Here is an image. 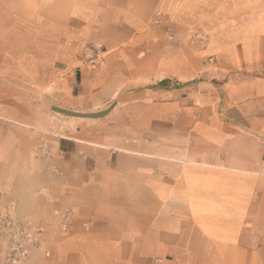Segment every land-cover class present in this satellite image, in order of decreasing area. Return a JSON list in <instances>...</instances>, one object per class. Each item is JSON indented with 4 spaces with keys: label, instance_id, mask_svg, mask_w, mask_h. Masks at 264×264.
<instances>
[{
    "label": "crops",
    "instance_id": "obj_1",
    "mask_svg": "<svg viewBox=\"0 0 264 264\" xmlns=\"http://www.w3.org/2000/svg\"><path fill=\"white\" fill-rule=\"evenodd\" d=\"M33 2L0 6L26 264H264V0Z\"/></svg>",
    "mask_w": 264,
    "mask_h": 264
},
{
    "label": "rangeland",
    "instance_id": "obj_2",
    "mask_svg": "<svg viewBox=\"0 0 264 264\" xmlns=\"http://www.w3.org/2000/svg\"><path fill=\"white\" fill-rule=\"evenodd\" d=\"M3 5L4 9H7L8 13H20V14H31L33 11L38 13L40 10L38 8L37 2L34 3L33 0H27V1H16V0H0V6ZM1 9V7H0ZM14 27H16L17 24H12ZM16 30V29H15ZM239 42V40H237ZM89 48V47H87ZM208 58V57H207ZM208 61H211V64L215 62L214 58L211 56V58H208ZM25 228V227H24ZM22 225L15 219L14 216H9L8 214H0V239L5 241L6 244V253H5V262L6 264H26V262L29 259V255L31 250L38 248V240L33 245H31L27 240L20 243V256L16 258L15 262L12 261L13 255L9 252V246L11 242H13V235H15L16 230L18 229L21 232L24 233H30V234H36L37 238L39 234H41V230L38 231H28L24 229ZM24 238L25 237H21ZM12 261V262H11Z\"/></svg>",
    "mask_w": 264,
    "mask_h": 264
},
{
    "label": "built area",
    "instance_id": "obj_3",
    "mask_svg": "<svg viewBox=\"0 0 264 264\" xmlns=\"http://www.w3.org/2000/svg\"><path fill=\"white\" fill-rule=\"evenodd\" d=\"M85 51L87 53H90L88 48H85ZM22 236L25 237V239L21 238ZM12 240H13V242H11V244L9 246V252L12 253V255L14 256L12 261L15 262L16 258H18L20 256L19 255L20 254L19 249L21 247L20 243L27 240L31 245L32 244L34 245L37 242V235L36 234H30V233H24V232H21L17 229L15 232V235H13Z\"/></svg>",
    "mask_w": 264,
    "mask_h": 264
}]
</instances>
